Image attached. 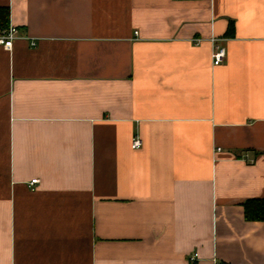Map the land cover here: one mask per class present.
<instances>
[{"label": "crops", "instance_id": "0c3cea01", "mask_svg": "<svg viewBox=\"0 0 264 264\" xmlns=\"http://www.w3.org/2000/svg\"><path fill=\"white\" fill-rule=\"evenodd\" d=\"M0 6V264H264V0Z\"/></svg>", "mask_w": 264, "mask_h": 264}, {"label": "built area", "instance_id": "2783aa9c", "mask_svg": "<svg viewBox=\"0 0 264 264\" xmlns=\"http://www.w3.org/2000/svg\"><path fill=\"white\" fill-rule=\"evenodd\" d=\"M19 34V29L15 25H9L8 28L2 29L0 31V47H3L6 50L11 51L14 47V41L18 37ZM135 34H138L136 31ZM218 38H216L214 35L211 37V42L213 44V53H212V58H213V64L214 65H219L225 61L226 58V49L225 47L217 44ZM197 42H200V39L197 40ZM142 139L139 136H136L132 140V148L138 149L142 146ZM39 179H32L31 185L37 183ZM192 260H195V258H192Z\"/></svg>", "mask_w": 264, "mask_h": 264}, {"label": "trees", "instance_id": "16d2710c", "mask_svg": "<svg viewBox=\"0 0 264 264\" xmlns=\"http://www.w3.org/2000/svg\"><path fill=\"white\" fill-rule=\"evenodd\" d=\"M10 25V7L0 6V31ZM244 214L250 221H264V198L248 199L244 203Z\"/></svg>", "mask_w": 264, "mask_h": 264}]
</instances>
